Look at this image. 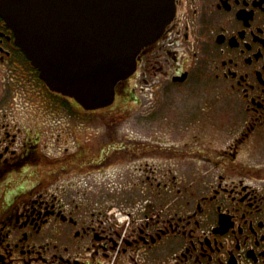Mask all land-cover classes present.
Returning <instances> with one entry per match:
<instances>
[{
    "label": "flooded vegetation",
    "instance_id": "obj_1",
    "mask_svg": "<svg viewBox=\"0 0 264 264\" xmlns=\"http://www.w3.org/2000/svg\"><path fill=\"white\" fill-rule=\"evenodd\" d=\"M175 6L109 113L0 17V264H264V0Z\"/></svg>",
    "mask_w": 264,
    "mask_h": 264
},
{
    "label": "water",
    "instance_id": "obj_2",
    "mask_svg": "<svg viewBox=\"0 0 264 264\" xmlns=\"http://www.w3.org/2000/svg\"><path fill=\"white\" fill-rule=\"evenodd\" d=\"M176 13L175 0H0V17L39 77L86 109L112 105Z\"/></svg>",
    "mask_w": 264,
    "mask_h": 264
},
{
    "label": "rangeland",
    "instance_id": "obj_3",
    "mask_svg": "<svg viewBox=\"0 0 264 264\" xmlns=\"http://www.w3.org/2000/svg\"><path fill=\"white\" fill-rule=\"evenodd\" d=\"M121 103L122 102L119 99H116L112 105L105 108H99L98 110L102 113H109L111 111H114L115 108H119V105H121Z\"/></svg>",
    "mask_w": 264,
    "mask_h": 264
},
{
    "label": "built area",
    "instance_id": "obj_4",
    "mask_svg": "<svg viewBox=\"0 0 264 264\" xmlns=\"http://www.w3.org/2000/svg\"><path fill=\"white\" fill-rule=\"evenodd\" d=\"M116 217H117V219L119 220V221H122L121 220V218H122V214H121V212L120 211H118L117 213H116Z\"/></svg>",
    "mask_w": 264,
    "mask_h": 264
}]
</instances>
